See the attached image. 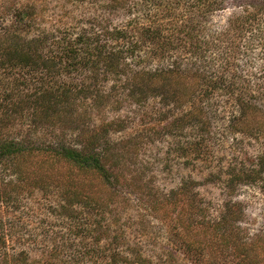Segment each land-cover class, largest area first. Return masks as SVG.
Listing matches in <instances>:
<instances>
[{"label": "rangeland", "instance_id": "374dc122", "mask_svg": "<svg viewBox=\"0 0 264 264\" xmlns=\"http://www.w3.org/2000/svg\"><path fill=\"white\" fill-rule=\"evenodd\" d=\"M73 1L0 0V31L15 21V9L27 4L38 7L44 28L82 26L92 17L99 22L109 18L104 3L103 6L93 2L77 5ZM253 2L228 0L211 16L207 28L215 35L226 30L233 17L235 19ZM130 16L128 13L113 15L108 20L113 19L112 23L122 27ZM253 37H257L256 31L247 29L242 35L241 50L232 58L244 66L240 72L242 76L251 80L247 82L249 86L245 82L242 84V91L249 94H257L259 85L264 92V35ZM223 42L212 53V65L204 68L210 74L226 70L224 67L232 49ZM147 49L143 47L140 52L143 59ZM151 60L144 63L147 68L170 64L158 62L157 58ZM194 68H199V64ZM234 74L233 71L227 73ZM114 80L102 83L106 95L100 106L91 111L86 125L106 134L101 141L103 145L99 144L100 151L105 153V163L112 175L118 178L107 182L101 176L84 173L42 153L0 161V264H100L102 259L93 262L95 257L91 256L109 255L112 238L125 245L120 248L122 251L128 252L137 245L152 264H171V261L193 264L175 249L177 238L173 232H184V227L193 222L198 227L190 233L191 237L205 241L208 237L204 229H199V223L218 221L228 211L237 219V237L256 246L251 260L264 264V184L262 181H232L234 174L256 168L259 156L264 154V136H259L256 130L259 127L233 131L229 124L234 113L225 89L215 90L211 100L199 90L195 103L183 98L184 106L178 110L179 103L166 107L163 100L151 96L136 101L119 82L114 88ZM174 85L183 92L191 91L187 97L201 89L194 78L188 77ZM262 100L257 99V102L264 106ZM207 102H215L217 111L204 113L199 105ZM13 104L14 100H9L5 107L0 105V115H3L0 131L22 128L18 133L20 137L31 128V117L22 115L21 110L17 112ZM193 115L205 121L206 116L211 117V124L206 128L192 119ZM252 121L251 127H254L262 119L254 117ZM79 122L81 120L70 123L66 129L78 127ZM63 128H41L31 137L36 140L45 136L43 140H46ZM73 132L69 131V139L77 144ZM69 171H73L80 190L109 203L104 209L107 211L105 223L110 229L103 228L106 231L98 248L90 242L80 245V234L85 233L77 229L79 227H71L70 220H64L60 214V196L54 186ZM45 182L53 183L52 187L45 189ZM67 239L71 242L68 247L63 243ZM229 250L224 252L223 258L228 263L237 261Z\"/></svg>", "mask_w": 264, "mask_h": 264}, {"label": "trees", "instance_id": "16d2710c", "mask_svg": "<svg viewBox=\"0 0 264 264\" xmlns=\"http://www.w3.org/2000/svg\"><path fill=\"white\" fill-rule=\"evenodd\" d=\"M74 1L77 5L93 2L103 6L104 3L109 18L127 13L131 16L122 27L112 23L113 19L109 21L105 18L104 22H99L92 17L82 26L69 24L44 28L36 5L27 4L15 9V21L0 31V105L5 107L9 100H14L16 111L29 115L32 124L27 134L20 137L18 133L22 128L13 127L12 132L0 131V161L42 153L84 173L101 176L107 182L115 177L117 179L118 175H112L105 163V153L99 147V144L103 145L101 141L106 134L86 125L91 111L100 106L106 95L102 83L111 78L115 79L114 88L119 82L136 101L151 96L163 100L166 107L179 103L178 110L184 106L183 98H190L195 103L199 90L211 100L215 90L225 89L234 113L229 124L233 131L244 132L259 127L256 128L259 136H264V106L257 102V99H263L264 104L262 87L259 88V85L257 94L243 92V82L247 84L251 80L240 73L244 66L232 59L241 50L242 35L247 29L255 30L257 37L264 35V0H251L253 4L247 5L241 14L235 19L233 17L226 30L216 35L207 28V22L228 0ZM222 41L232 49L224 67L227 71L224 69L219 74H210L204 68L212 65V53ZM143 47H148L145 60L140 56ZM155 58L159 59L158 62L170 64H158L154 69L144 65ZM198 64L199 68H194ZM230 71L235 74L227 75ZM186 77L194 78L201 85L196 94L191 93L188 97L191 91L183 92L182 88L174 85L184 82ZM216 105L215 102H207L199 106L208 114L214 109L217 111ZM66 114L69 116L65 118ZM2 117L0 115L1 121ZM254 117L262 119V122L251 127ZM191 118L197 119V116ZM206 119L198 118L197 122L207 128L211 117L206 116ZM79 120L78 127L69 126L66 129L67 125ZM54 126L64 128L46 140H43L45 136L36 140L31 137L41 128ZM70 130L74 131L77 144L69 139ZM82 136L85 138L82 139ZM73 176V171H69L54 186L60 196V214L64 220H70L71 227H79L77 229L85 233L80 234V245L90 242L98 248L105 231L110 229L105 223L107 211L104 209L109 203L85 194ZM235 180L236 183L262 181L264 184V154L259 156L256 168L234 174L232 181ZM52 184L45 182L43 187L47 189ZM232 217L228 211L218 221L199 223V229H204L208 237L205 241L191 237L190 233L198 227L193 222L184 227V232H173L172 235L177 238L175 249L193 264H255L250 255L256 246L237 237V219ZM63 243L68 247L71 242L67 239ZM109 246V255H92L95 257L92 261L102 259L100 264H152V260L143 256L137 245L128 252L122 251L120 248L125 245L112 238ZM227 249H231L229 253L237 261L228 263L223 258ZM171 264L174 263L171 261Z\"/></svg>", "mask_w": 264, "mask_h": 264}]
</instances>
